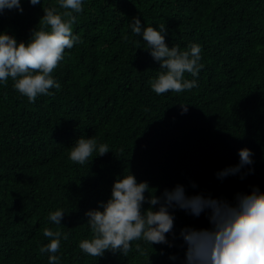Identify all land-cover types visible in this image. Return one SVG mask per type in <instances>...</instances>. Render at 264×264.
Returning a JSON list of instances; mask_svg holds the SVG:
<instances>
[{"label": "trees", "instance_id": "1", "mask_svg": "<svg viewBox=\"0 0 264 264\" xmlns=\"http://www.w3.org/2000/svg\"><path fill=\"white\" fill-rule=\"evenodd\" d=\"M20 5L23 12H0V34L17 42H29L42 27L43 8L66 11L59 0ZM73 15L80 39L51 74L59 89L29 102L12 78L0 82V264H48L49 254L39 251L49 243L45 227L68 237H61L58 264H178L168 258L178 248L143 241H133L126 257L84 253L79 243L92 237L85 213L131 173L158 196L177 184L189 195L228 199L252 185L264 191V0H82V11ZM134 17L144 27L164 25L169 47H201L199 74L185 73L196 87L152 90L161 69L132 32ZM81 136L110 151L74 163L70 148ZM245 147L254 153V174L217 179ZM57 209L66 213L60 225L49 220ZM170 211L177 235L186 226L209 227L206 215Z\"/></svg>", "mask_w": 264, "mask_h": 264}, {"label": "clouds", "instance_id": "2", "mask_svg": "<svg viewBox=\"0 0 264 264\" xmlns=\"http://www.w3.org/2000/svg\"><path fill=\"white\" fill-rule=\"evenodd\" d=\"M29 3L35 6L41 0H29ZM59 7L66 11L43 8L42 27L32 31L27 43L17 42L6 33L0 34V82L6 83L12 78L14 88L29 102H35L38 95H50L49 89L60 88L51 74L64 59L65 49H71L80 39L73 35L72 25L76 21L73 13L82 11V0H59ZM13 8L23 12L20 0H0V12ZM131 29L135 35L142 36L150 55L160 65L158 77L151 81L156 94L179 93L197 86L194 79H185V73L196 77L203 67L199 63L201 47L198 44H190L187 50H181L178 45L169 47L164 25L159 30L144 27L138 17L133 18ZM180 106L182 114L187 113L188 106ZM109 151V146L98 144L95 137L81 136L70 148L69 158L84 165L94 152L95 156L102 157ZM238 156L239 162L217 172V179L239 176L243 180L254 174L252 150L241 148ZM149 189L147 181L137 182L132 173L117 178L110 198L85 213L92 237L80 241L79 248L93 257H102L106 251L126 257L132 251L133 241H143L151 246L178 248L177 253L168 257L178 264H264V191L259 186L236 192L231 199L203 192L189 195L180 184L171 190L165 189L160 196L155 194V189L154 192ZM145 193L149 195L146 197ZM145 202L149 205L147 209L143 208ZM170 209H180L196 217L206 215L209 227L186 226L177 235ZM65 215L63 209H57L49 214V220L60 225ZM43 235L49 238V243L40 247V253L49 254L48 264H58L56 253L61 237L66 240L67 235L48 227L43 229ZM135 248L139 254H146L139 243Z\"/></svg>", "mask_w": 264, "mask_h": 264}]
</instances>
